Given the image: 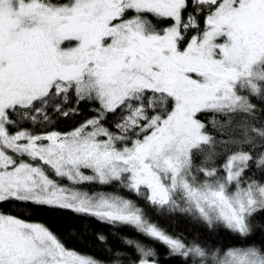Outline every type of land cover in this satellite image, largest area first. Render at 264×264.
<instances>
[{
	"label": "snow or ice",
	"instance_id": "snow-or-ice-1",
	"mask_svg": "<svg viewBox=\"0 0 264 264\" xmlns=\"http://www.w3.org/2000/svg\"><path fill=\"white\" fill-rule=\"evenodd\" d=\"M4 204L0 264H264V0H0ZM49 211L143 239L81 253Z\"/></svg>",
	"mask_w": 264,
	"mask_h": 264
},
{
	"label": "trees",
	"instance_id": "trees-1",
	"mask_svg": "<svg viewBox=\"0 0 264 264\" xmlns=\"http://www.w3.org/2000/svg\"><path fill=\"white\" fill-rule=\"evenodd\" d=\"M93 105L82 104L80 111L81 115L75 117H69L68 119H59L56 121V128L61 131H67L73 127L79 121H82L87 116L91 115V109ZM115 118L112 116L108 117L109 123H111ZM97 190L96 188L92 189ZM99 190L112 191L111 188H102ZM142 203V202H141ZM13 211V214L19 212L20 209L15 208L13 205L4 204L0 205V211ZM150 217L158 222L162 227L166 228L169 232H180L186 236H200L202 239L208 238V234L202 231V226L194 223L190 218L180 215H170L163 214L158 215L155 210L149 209ZM28 215V213H25ZM32 219L35 222L42 223L53 230L61 239L65 242L66 246L71 249H75L81 253L88 255L100 256L103 254V250L109 246H115L119 244L120 241L117 239L118 236L128 237L131 239H143L140 237L134 229L124 228L117 230L111 228L105 224L98 223L96 221L91 222V227L88 229V238L85 239L76 228L72 225L80 223L76 218L72 217L70 214H63L59 212H39L32 214ZM93 233H103L109 238V245H102L96 241L93 237ZM115 234V235H113ZM190 234V235H189ZM215 240L217 243H228L226 236H213L210 238ZM170 264H176L175 261H171Z\"/></svg>",
	"mask_w": 264,
	"mask_h": 264
}]
</instances>
